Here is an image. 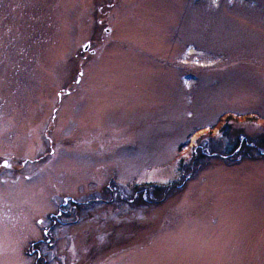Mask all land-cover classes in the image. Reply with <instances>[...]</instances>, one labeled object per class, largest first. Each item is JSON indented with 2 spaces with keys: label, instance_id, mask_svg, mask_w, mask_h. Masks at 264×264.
Here are the masks:
<instances>
[{
  "label": "rangeland",
  "instance_id": "374dc122",
  "mask_svg": "<svg viewBox=\"0 0 264 264\" xmlns=\"http://www.w3.org/2000/svg\"><path fill=\"white\" fill-rule=\"evenodd\" d=\"M263 145L264 0H0V264H264Z\"/></svg>",
  "mask_w": 264,
  "mask_h": 264
},
{
  "label": "flooded vegetation",
  "instance_id": "af4514ba",
  "mask_svg": "<svg viewBox=\"0 0 264 264\" xmlns=\"http://www.w3.org/2000/svg\"><path fill=\"white\" fill-rule=\"evenodd\" d=\"M28 162V160H25L21 164L16 163V165H13L10 161H0L1 179L4 182L11 181L13 183L16 178L18 181H20L21 179L28 180L32 178L33 175L31 174V172H23L26 171ZM8 172L10 174H8ZM61 216L62 212L59 217H53L51 219L52 224L57 225L58 223H60ZM56 229L57 228H54L52 226H44L42 237L38 241H32L25 250L26 257L29 260H32L34 264H60L61 259L58 255L55 254L56 250H53L56 240L52 238L50 239V234L52 235L53 231H55Z\"/></svg>",
  "mask_w": 264,
  "mask_h": 264
},
{
  "label": "water",
  "instance_id": "95a60500",
  "mask_svg": "<svg viewBox=\"0 0 264 264\" xmlns=\"http://www.w3.org/2000/svg\"><path fill=\"white\" fill-rule=\"evenodd\" d=\"M88 49H89V44H87L85 47V50H88Z\"/></svg>",
  "mask_w": 264,
  "mask_h": 264
},
{
  "label": "trees",
  "instance_id": "16d2710c",
  "mask_svg": "<svg viewBox=\"0 0 264 264\" xmlns=\"http://www.w3.org/2000/svg\"><path fill=\"white\" fill-rule=\"evenodd\" d=\"M263 146H264V145H263ZM238 150H239V147L237 146V151H238ZM239 151H240V150H239ZM166 188H167V187H165L164 190H167V189H168V188H167V189H166Z\"/></svg>",
  "mask_w": 264,
  "mask_h": 264
}]
</instances>
